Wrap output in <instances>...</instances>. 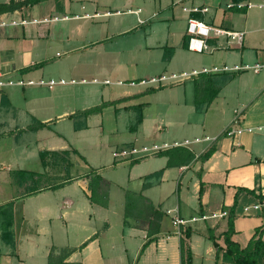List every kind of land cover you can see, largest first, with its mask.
Returning <instances> with one entry per match:
<instances>
[{
  "label": "crops",
  "instance_id": "0c3cea01",
  "mask_svg": "<svg viewBox=\"0 0 264 264\" xmlns=\"http://www.w3.org/2000/svg\"><path fill=\"white\" fill-rule=\"evenodd\" d=\"M141 1L142 7L132 13L147 11L155 0ZM161 1L158 10L162 13H172L179 6L176 19L173 14L169 19L181 22L183 30L178 41L163 46L164 60L175 64L178 73L170 70L160 76L185 77L157 83L151 92L123 91L106 100L105 106L117 104L118 111L132 113L128 131L139 137L111 146L100 159L87 158L71 141L75 133V142L89 147L86 132L91 115L85 112L94 107L80 108L75 114L66 109L54 114L53 108L35 104L29 90L22 93V104L15 105L12 102L19 94L3 89L21 85V81L12 82L10 75L35 65L30 53L24 52L22 40L28 39L34 46L41 32L47 34L55 22L66 20L71 0H43L0 14L13 19L21 15L27 21L22 27L0 28V206L11 203L12 207L10 234H0V264H46L50 247L54 253L63 248L73 250L67 263L180 264L181 228L190 231L187 243L191 264H229L222 261L220 237L227 229L228 210L233 208L230 241L240 249L246 247L256 229L264 226V0H157ZM8 2L0 0V4ZM153 16L154 12L149 17ZM188 19L209 29L201 52L209 56L206 65L184 54L191 52L187 50ZM19 51L23 66L14 70L12 61ZM8 64L11 70L5 71ZM255 66L260 68L253 72ZM204 80H209L217 93L208 104L200 105V112L215 104L220 113L227 109L229 114L213 135L180 141L205 142L197 152L186 148L193 155L186 166L164 168L166 158L157 154L182 146L169 147L171 139L167 143L158 138L165 130L161 115L157 113L152 121L140 113V105L127 104L146 93L172 87L188 86L192 92L193 84ZM160 107L165 110L167 105ZM190 107L194 111V106ZM234 110L241 111V132L226 137L223 131ZM66 118L76 129L62 124ZM150 130L157 136L147 137ZM152 147L157 151L140 152ZM208 148L213 151L201 162L199 156ZM121 152L125 155L112 156ZM100 163H106L102 170L97 168ZM94 175L108 184L105 207L90 201L89 184ZM126 194L143 200L130 199L132 217L124 218ZM173 199L175 205L171 206ZM174 217L182 225L173 226ZM208 235L214 237L220 251L216 252ZM261 241L264 244V233Z\"/></svg>",
  "mask_w": 264,
  "mask_h": 264
},
{
  "label": "rangeland",
  "instance_id": "374dc122",
  "mask_svg": "<svg viewBox=\"0 0 264 264\" xmlns=\"http://www.w3.org/2000/svg\"><path fill=\"white\" fill-rule=\"evenodd\" d=\"M143 4L141 0H71L66 20L55 22L47 34L41 32L34 46L28 39L20 42L21 46L24 43V52L30 53L35 65L10 75L12 82L21 81V85L3 88L19 94L12 103L22 104L20 97L29 90L33 93L35 104L53 108L54 114L64 109L75 114L80 108L101 106L100 112L98 109L97 113L87 118L89 147L76 143L77 136L72 134L74 147L87 158L93 156L100 159L106 156L111 146L139 137V134L128 131L132 113L118 111V105L113 103L107 107L106 100L118 97L123 91L150 90L157 85L148 82L151 78L157 79L170 70L178 73L175 64H167L164 60L163 46L178 41V33L183 30L181 22L169 19L171 14L176 19L179 6L172 13H162L163 10H158L162 8V1L158 3L155 0L153 6L148 5L147 11L132 13ZM153 12L154 16L149 17ZM93 13L97 15L92 16ZM84 14L89 17L72 18L73 15ZM184 54L205 65L209 59L205 53ZM22 56V51L14 55V70L22 69ZM12 66L8 64L5 71L11 70ZM28 81L32 84L28 85ZM168 90L146 93L127 105H140V113L152 121L157 113L161 115L165 130L159 133L158 138L167 143L171 139L169 147L178 144L197 152L204 146V141H180L184 137L191 141L194 137L201 139L204 135H213L229 111L226 109L225 113H220L215 104L206 112H200L201 107H194L193 111L190 107L193 105V91L188 86ZM165 103L167 107L162 110L160 106ZM68 120L66 118L62 124L76 129L77 126L67 123ZM153 134L157 132L150 130L147 137L153 138ZM146 147H149L148 144ZM105 165L100 163L97 168L102 170L100 167ZM122 173L119 171L118 175ZM171 184L174 188V181ZM171 202V206L175 205L174 199Z\"/></svg>",
  "mask_w": 264,
  "mask_h": 264
},
{
  "label": "trees",
  "instance_id": "16d2710c",
  "mask_svg": "<svg viewBox=\"0 0 264 264\" xmlns=\"http://www.w3.org/2000/svg\"><path fill=\"white\" fill-rule=\"evenodd\" d=\"M43 0H9L7 4H0V14L11 13L21 7L31 6ZM233 3H238L246 0H231ZM171 51V50H170ZM154 91V90H150ZM217 93V89L210 85L209 80H204L202 84L194 83L193 85V106L197 109L202 104H208L214 95ZM99 108L94 107L86 110L85 113L93 114L98 111ZM213 149L208 148L203 152L199 159L201 162L205 161L212 153ZM158 157H165L166 162L164 168H179L186 166L193 158L190 151L183 147H174L168 150L159 152ZM108 184L98 175H94L90 179L89 191L90 201L100 203L102 207L106 204V188ZM200 190L198 191V197L200 196ZM253 195L251 192H247ZM257 199L262 200L261 196H255ZM130 199L136 200L134 202H142V198L137 196H129L126 194L125 198V211L124 218L130 216V211L134 208V205L130 204ZM11 203H6L0 206V234L2 237L8 236L9 229L12 223V211ZM232 210L230 208L227 213V229L221 234L223 242V253L222 261L229 264H264L262 258H264V244L261 241V236L264 233V226L254 231L253 236L248 241L244 249H240L235 243L230 241V236L233 233L232 230ZM190 231L186 228L179 230V253H180V264H191V253L188 247L187 240L189 238ZM216 250L220 251V248L214 242V237L208 235ZM142 246L141 249H143ZM73 252L71 249L63 248L54 253V248L50 247L49 252L46 256V264H78V263H67L65 262L68 256Z\"/></svg>",
  "mask_w": 264,
  "mask_h": 264
},
{
  "label": "built area",
  "instance_id": "2783aa9c",
  "mask_svg": "<svg viewBox=\"0 0 264 264\" xmlns=\"http://www.w3.org/2000/svg\"><path fill=\"white\" fill-rule=\"evenodd\" d=\"M193 11L195 12L196 10H193ZM31 21L32 23H35L34 20H31ZM42 22H47V20L43 19ZM25 25H27V21L21 15H19L16 19H13L12 17L10 18L2 17V16L0 17V28L17 27V26L22 27ZM208 31L209 29L205 27L201 22H198L193 19H188L186 23V33L189 35V38L187 41V50L191 52H195V53L203 52L204 51V39L207 37ZM258 68H260V66H255L253 68V72L257 71ZM184 77H185V74H180L178 76L172 75L169 77L160 76L157 79H150L148 82L149 83H163V82L166 83V81L176 82ZM18 85H20V83H18ZM240 117H241V111L234 110L231 120L229 121L228 125L223 131L226 137L240 134L241 132V128L239 127L240 119H241ZM197 141L198 140H196V142ZM163 147H166V145ZM149 151L155 152L157 151V148L152 147L150 150H146L143 148L140 152L142 154H146ZM130 153L134 154L135 151L133 150ZM124 155H125L124 152H121L119 154H115V153L112 154L113 157H117V156L121 157ZM182 223L183 222L176 217H174L172 220V225L175 227L182 225Z\"/></svg>",
  "mask_w": 264,
  "mask_h": 264
}]
</instances>
